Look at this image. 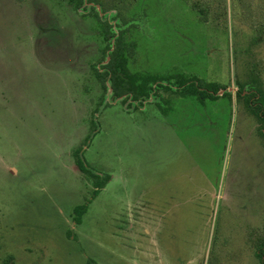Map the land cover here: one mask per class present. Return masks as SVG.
I'll return each mask as SVG.
<instances>
[{
	"label": "rangeland",
	"instance_id": "1",
	"mask_svg": "<svg viewBox=\"0 0 264 264\" xmlns=\"http://www.w3.org/2000/svg\"><path fill=\"white\" fill-rule=\"evenodd\" d=\"M107 21L169 88L145 111L96 77ZM258 91L264 0H0V264H261Z\"/></svg>",
	"mask_w": 264,
	"mask_h": 264
},
{
	"label": "trees",
	"instance_id": "2",
	"mask_svg": "<svg viewBox=\"0 0 264 264\" xmlns=\"http://www.w3.org/2000/svg\"><path fill=\"white\" fill-rule=\"evenodd\" d=\"M77 1L78 5L81 4H91L95 0H72ZM96 10V8L94 7ZM97 18L103 21V18L100 17L99 13H97ZM103 23V22H102ZM106 26V40L108 41L107 49L103 53V61L106 60V64L101 65V69H96V77L98 80L101 81V84L105 90L111 89L113 96L115 98H134L135 100L141 99H148L151 95V86L146 78L140 76L139 74H134L129 70L128 63H129V52L127 50L126 43H124V34L125 30H123L122 26H119L120 31L116 34L109 24V21L104 22ZM187 85V86H186ZM181 87L187 88L190 87L189 84L183 82ZM221 86L220 85H213L211 88L209 86L204 87L201 83H198V88L196 92L193 94L197 95L200 101L204 102L206 99L210 100H217L220 96ZM262 93L260 91L253 92L250 94L252 99L257 100L256 96H260ZM263 94L261 95V99H263ZM252 103V102H250ZM254 105V104H253ZM257 106V105H256ZM264 114L260 115L259 119L261 123L264 125ZM80 150L75 152L76 156V163L79 170L89 175L94 183L95 190L93 192L92 200L96 199L101 191L106 187L108 182L110 181V177H101L99 175L94 174L89 169V165L81 158ZM92 201L85 203L84 205L77 206L75 208V213L77 217L75 221L77 224L82 222V217L88 212L89 205ZM258 259L260 260L261 264H264V243L261 244L257 253ZM5 264H13L12 261H7Z\"/></svg>",
	"mask_w": 264,
	"mask_h": 264
},
{
	"label": "flooded vegetation",
	"instance_id": "3",
	"mask_svg": "<svg viewBox=\"0 0 264 264\" xmlns=\"http://www.w3.org/2000/svg\"><path fill=\"white\" fill-rule=\"evenodd\" d=\"M104 17V16H103ZM128 67H129V64H128ZM184 82V81H183ZM181 82L180 85H179V89H182V90H186L185 88L181 87V84L183 83ZM150 84V83H149ZM188 84V83H187ZM151 86V95H150V98L148 99H141V100H135L134 98H125L127 101H131V103L129 102V104L127 106H130L129 108L132 107V112L131 113H136V112H140V111H145L146 109L144 108L146 105V102L150 101V99L152 98V95L155 94L157 92V89L158 88H162V89H166L168 90L169 88L168 87H165V86H161L160 84V81H157V83H154V84H150ZM225 89V88H224ZM245 92V91H244ZM246 94V93H245ZM115 98V97H114ZM118 99V98H116ZM128 108V109H129Z\"/></svg>",
	"mask_w": 264,
	"mask_h": 264
},
{
	"label": "water",
	"instance_id": "4",
	"mask_svg": "<svg viewBox=\"0 0 264 264\" xmlns=\"http://www.w3.org/2000/svg\"><path fill=\"white\" fill-rule=\"evenodd\" d=\"M220 94V93H219Z\"/></svg>",
	"mask_w": 264,
	"mask_h": 264
}]
</instances>
